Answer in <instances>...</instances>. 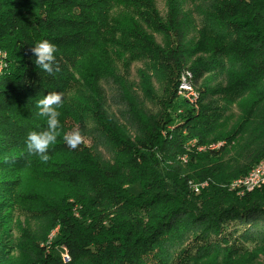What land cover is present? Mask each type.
Listing matches in <instances>:
<instances>
[{"label":"trees","instance_id":"trees-1","mask_svg":"<svg viewBox=\"0 0 264 264\" xmlns=\"http://www.w3.org/2000/svg\"><path fill=\"white\" fill-rule=\"evenodd\" d=\"M167 6L0 0V264H264V185L229 188L264 159V0ZM43 39L58 49L53 75L29 51ZM187 71L195 103L179 95ZM53 91L63 131L84 139L73 150L58 138L43 163L25 139Z\"/></svg>","mask_w":264,"mask_h":264},{"label":"clouds","instance_id":"clouds-1","mask_svg":"<svg viewBox=\"0 0 264 264\" xmlns=\"http://www.w3.org/2000/svg\"><path fill=\"white\" fill-rule=\"evenodd\" d=\"M35 57L34 63L38 68L49 75L59 71L56 63L57 46L48 39L38 41L29 50ZM38 115L44 118L45 126L40 130H32L26 134L25 148L30 156H36L41 162L50 160L49 149L62 138L67 146L75 150L82 142L83 135L79 129L64 132L60 123L61 112L58 110L63 106L62 92H49L37 101ZM5 163H14V157H6Z\"/></svg>","mask_w":264,"mask_h":264},{"label":"rangeland","instance_id":"rangeland-1","mask_svg":"<svg viewBox=\"0 0 264 264\" xmlns=\"http://www.w3.org/2000/svg\"><path fill=\"white\" fill-rule=\"evenodd\" d=\"M156 2V5L157 7L159 8V11L161 14H165L166 11L168 10V0H154ZM140 27H141V31L143 34H148L149 37L152 39V41L160 46V47H163V46H166L167 44V38L164 34L162 33H155L153 31H151L149 28H147V26L140 22ZM139 63H133L131 65V70H132V78L135 77V71H136V68L139 67ZM155 86H156V91L159 92V93H162V89H163V86H164V83L163 81H157L155 83ZM108 98L111 102L112 105L111 108L113 109V111H115L116 113L120 112L121 110V105H120V95L118 94V92L116 90H113L111 89L109 92H108ZM236 104H240V103H235V105L232 106V109L230 110L228 116H227V120L229 122V125L232 126L235 122H237L240 117H241V113H240V108L239 106H237ZM85 141L87 143H90V140L89 139H85ZM220 145H218L219 147L222 146V143H219ZM218 148V147H217ZM29 181V185L31 186L33 184V180L32 178L28 179ZM233 181V180H232ZM231 183V182H230ZM48 185H45L43 186L42 185V189H51L53 190V188L51 187H48ZM131 190L135 193H139L141 191V185L140 183H136L134 184L133 186H131ZM9 232V231H7ZM55 232V231H54ZM52 232V233H54ZM58 231H56L55 234H57ZM51 233V234H52ZM50 240H52L51 238H49ZM63 251V247H57L54 249V252L56 255H59L61 252ZM63 260V259H62ZM64 261V260H63ZM65 262V261H64Z\"/></svg>","mask_w":264,"mask_h":264},{"label":"built area","instance_id":"built-area-1","mask_svg":"<svg viewBox=\"0 0 264 264\" xmlns=\"http://www.w3.org/2000/svg\"><path fill=\"white\" fill-rule=\"evenodd\" d=\"M190 79H191V72L189 71H188V76H181L180 86H179V95L184 96L190 102L195 103L199 99V94L194 93L191 90V83L189 81ZM218 145H212L211 147H219ZM203 148L204 147H198L197 149L199 151H203ZM184 159H187V157H184ZM195 185H199V184H194V187ZM263 185H264V170H258V169L254 171V173L252 174V177L248 178L247 181H244L242 184H236V186H240V190H242V192L244 193H247L248 186H259L260 188ZM56 235L57 234H55V236L53 237V240L55 239ZM60 257L62 259L70 260L69 254L64 247H63V251L60 253Z\"/></svg>","mask_w":264,"mask_h":264},{"label":"bare ground","instance_id":"bare-ground-1","mask_svg":"<svg viewBox=\"0 0 264 264\" xmlns=\"http://www.w3.org/2000/svg\"><path fill=\"white\" fill-rule=\"evenodd\" d=\"M181 76H188V71L183 73ZM192 73H191V78H192ZM191 90L194 92V93H197L192 85H191ZM217 147H210V149H215ZM203 150H206V148L204 147ZM186 157V156H185ZM184 159V157H183ZM186 160V159H184ZM264 170V159L259 163L257 164L254 168H252L246 175L242 176V177H238L236 179H234L233 181H231L230 185H229V188L230 190L236 192L239 196H244L246 193L242 192V190H240V186H236V184H242L244 181H247L248 178L252 177V174L254 173V171L256 170ZM194 187V186H193ZM200 185H195V190L198 191L200 189ZM256 188H259V186H248L247 187V192L248 191H252ZM56 231L54 233H52V237L55 235ZM65 262L69 261V259H63Z\"/></svg>","mask_w":264,"mask_h":264}]
</instances>
